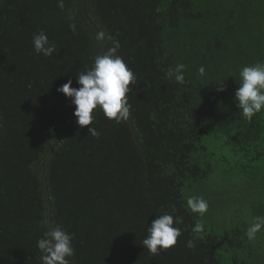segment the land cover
Returning <instances> with one entry per match:
<instances>
[{"label":"trees","instance_id":"16d2710c","mask_svg":"<svg viewBox=\"0 0 264 264\" xmlns=\"http://www.w3.org/2000/svg\"><path fill=\"white\" fill-rule=\"evenodd\" d=\"M63 3L0 0V264H41L37 240L56 224L74 234L71 264H264V229L245 235L264 217V110L243 119L234 99L240 70L264 61V0H86L136 76L128 118L94 110L95 138L76 118L60 137L75 106L57 89L79 88L106 51L81 0ZM40 30L56 46L47 58L33 50ZM179 63L182 85L165 75ZM193 195L203 216L187 207ZM162 214L182 235L152 256L141 242Z\"/></svg>","mask_w":264,"mask_h":264},{"label":"clouds","instance_id":"9594fccd","mask_svg":"<svg viewBox=\"0 0 264 264\" xmlns=\"http://www.w3.org/2000/svg\"><path fill=\"white\" fill-rule=\"evenodd\" d=\"M58 7L63 9V0H58ZM69 29L75 33L76 25H69ZM106 33L100 31L96 34V41H103ZM112 40V47L102 54L93 58L90 68L78 74L77 84L79 88L71 87L72 80L57 89L58 92L71 98V103L75 106L73 115L76 123L80 127L89 126L88 133L92 137H98L99 133L90 125L93 123V112L99 110L108 120L115 121L116 124L126 120L130 114L131 105L127 100V94L131 91L129 85L136 83V76L127 66L123 57L117 55L121 47L118 40ZM32 45L35 54L50 57L55 51L56 46L49 41L44 30L34 33ZM186 66L179 63L175 68H169L165 73L166 77L174 80L177 84H184V70ZM199 77L206 76V69L200 66L197 70ZM240 84L234 93L243 119L251 120L257 113L264 110V61H258L252 66H245L239 72ZM217 89L223 91L222 82ZM188 209L192 213L203 216L208 210V202L203 196H190L186 201ZM182 221L174 218L171 214L156 216L151 225L147 227V235L142 240V245L150 255L156 256L176 245L178 237L182 235L179 225ZM264 229V217H255L253 223L246 230V237L254 240L256 234ZM202 224H196L193 231L202 233ZM74 234L65 231L62 225H48L42 237L37 240V248L40 252L41 264H71L69 258L75 255L72 246ZM186 247L189 250L195 248V238L187 241Z\"/></svg>","mask_w":264,"mask_h":264},{"label":"water","instance_id":"95a60500","mask_svg":"<svg viewBox=\"0 0 264 264\" xmlns=\"http://www.w3.org/2000/svg\"><path fill=\"white\" fill-rule=\"evenodd\" d=\"M81 11L85 17V19L87 20V22L90 24V26L95 30L96 33L100 32L98 27L95 25V23L90 19V17L88 16L87 12H86V0H81ZM103 43L106 47V50L109 48L108 44H107V41L104 39L103 40ZM74 115L67 121L66 125L63 127V129L61 130V133H60V137L61 135L63 134V132L65 131V129L67 128V126L69 125V123L74 119ZM48 155H46L47 157ZM45 157V158H46ZM43 164H44V161H43Z\"/></svg>","mask_w":264,"mask_h":264},{"label":"rangeland","instance_id":"374dc122","mask_svg":"<svg viewBox=\"0 0 264 264\" xmlns=\"http://www.w3.org/2000/svg\"><path fill=\"white\" fill-rule=\"evenodd\" d=\"M215 171H219L218 170V166H217V168L215 169ZM237 174V173H236ZM219 181H220V178H219V176H216V177H214V178H212V179H210L207 183H206V188H207V190L208 191H214V185L216 184V183H219ZM241 188L242 187H238V190H237V192H235V196H236V198H238V201H235V205H241L240 204V200H242V197L243 196H245V193H244V191H242L241 190ZM224 198V197H223ZM223 198H221L220 197V201L221 200H223ZM219 204V203H218ZM217 205V204H216Z\"/></svg>","mask_w":264,"mask_h":264}]
</instances>
